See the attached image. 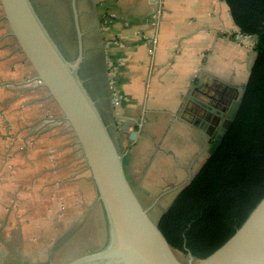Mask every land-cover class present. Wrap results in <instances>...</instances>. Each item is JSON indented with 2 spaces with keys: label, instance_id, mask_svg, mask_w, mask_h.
<instances>
[{
  "label": "crops",
  "instance_id": "0c3cea01",
  "mask_svg": "<svg viewBox=\"0 0 264 264\" xmlns=\"http://www.w3.org/2000/svg\"><path fill=\"white\" fill-rule=\"evenodd\" d=\"M80 1L86 49L101 50L106 65L115 68L116 121L139 127L134 140V126L119 134L126 175L149 211L163 196L171 197L170 204L209 157L210 140L184 116L195 106L191 97H218L223 87L243 90L255 45L240 33L224 0ZM48 103L61 118L20 52L0 5V228L26 225L13 214L14 205L24 207L26 182L32 181L36 196L42 191L51 201L61 198V188L55 187L58 164L53 167L48 156L61 157L60 149L71 144L60 145V133L33 132L46 119ZM89 176L87 171L85 184L93 191ZM145 198L154 202L149 205Z\"/></svg>",
  "mask_w": 264,
  "mask_h": 264
},
{
  "label": "water",
  "instance_id": "95a60500",
  "mask_svg": "<svg viewBox=\"0 0 264 264\" xmlns=\"http://www.w3.org/2000/svg\"><path fill=\"white\" fill-rule=\"evenodd\" d=\"M0 5L20 52L76 139L96 190L94 204L103 209L106 227L103 247L63 264H264V195L235 232L206 258L197 260L187 249V263L179 259V251L151 219L150 211L142 205L125 172L119 141L122 128L116 121L104 52L86 49L80 0H71L70 5L75 30L74 58L65 54L33 0H0ZM89 61L99 66L101 73L88 75L84 66ZM95 84L96 88L102 87L103 93L94 89ZM243 93L244 89L241 96L224 103L222 109L212 103L213 97L208 93H204L205 97H191L198 110L209 115L204 125H208L211 114L217 115L211 127L214 132L206 133L209 139H215L209 155L219 149L237 117ZM132 126L135 131L130 136L134 140L138 125L128 121L123 129L129 132ZM201 129L205 131V127Z\"/></svg>",
  "mask_w": 264,
  "mask_h": 264
},
{
  "label": "trees",
  "instance_id": "16d2710c",
  "mask_svg": "<svg viewBox=\"0 0 264 264\" xmlns=\"http://www.w3.org/2000/svg\"><path fill=\"white\" fill-rule=\"evenodd\" d=\"M224 1L240 33L256 41V58L222 144L158 222L174 249L197 260L220 247L264 195V0Z\"/></svg>",
  "mask_w": 264,
  "mask_h": 264
},
{
  "label": "rangeland",
  "instance_id": "374dc122",
  "mask_svg": "<svg viewBox=\"0 0 264 264\" xmlns=\"http://www.w3.org/2000/svg\"><path fill=\"white\" fill-rule=\"evenodd\" d=\"M51 1L53 0H33L39 14L49 25L52 34L65 54L69 58H74V50L76 49L75 38L73 40L74 36L71 38L70 35L65 34L56 25L57 17L52 10V8L60 10L61 13L59 14L63 17L66 12L64 11L65 6L60 4L62 2H56V6H54ZM81 4L83 6L82 2ZM61 27L63 26L61 25ZM248 41L255 45L254 39H249ZM253 55L254 57L256 56L254 50ZM107 65L109 90L111 97L115 99L117 88L115 77L111 73L115 72V68L114 66H109V64ZM52 105L48 103L51 109L46 113V119L37 124L33 128V132L36 136H42L47 133H60L62 136L60 145L62 143L71 144L64 145L60 149V152H63L61 157L55 156V153H50L48 156L53 167L54 162L58 164L56 167V170H58L56 172L58 173L55 180L60 183H57L55 187L57 186L58 190L61 188L60 191L57 190L58 195L61 194V198L58 196L57 200L51 201L50 195L44 196L42 191L38 192V195H40L38 198V195L36 196L35 194L36 188L32 186L34 185L31 183L32 181L25 183L29 188L25 190L27 195L22 198L25 202L24 207H20L17 204L14 205L13 214L22 222L26 220V225L20 228H0V246L2 245L1 240L7 241L10 239L8 251L5 249L3 251L13 254V261L20 264H63L81 255L101 249L106 241V227L102 206L94 204V200L92 203L94 196L96 198L95 190L92 191L89 184H85L87 171L88 178L90 177L87 162L78 144H76V139L67 123L62 121L60 117L55 116ZM115 116L118 117L117 107H115ZM119 126L123 129L121 124ZM53 167L51 171L55 173L53 172ZM69 191L72 192V196L68 198L67 194H69ZM153 198H149V201L148 198H145V202L150 205L156 199ZM15 201L16 203L18 202L17 199ZM170 201L171 197L167 195L159 200L157 199L156 205L149 212L151 219L155 223L159 222L163 212L173 202L169 204ZM18 209L20 210L18 211ZM29 216L30 219L27 220ZM27 221H29V224ZM7 237L10 238L7 239ZM177 255L183 263L188 262L187 254L177 252Z\"/></svg>",
  "mask_w": 264,
  "mask_h": 264
},
{
  "label": "flooded vegetation",
  "instance_id": "af4514ba",
  "mask_svg": "<svg viewBox=\"0 0 264 264\" xmlns=\"http://www.w3.org/2000/svg\"><path fill=\"white\" fill-rule=\"evenodd\" d=\"M56 2H62L60 4H63V6H65V14L64 16L62 17L59 13H61L60 10L58 9H55V8H52V10L54 11V13L56 14L55 17L57 20H56V25L63 30V32L65 34H68L70 35V37L72 38L73 36V40L75 38V30L73 28V22H72V14H71V0H53L51 1V3H54V6H56ZM53 6V7H54ZM55 9V10H54ZM67 13V14H66ZM63 22V23H62ZM61 25L63 27H61ZM76 46V45H75ZM76 49L74 50V53H75ZM85 68V71L87 72L88 75H90L91 77L94 76V74L96 72H100L101 73V68L99 66H97L96 64L92 62H87L84 66ZM84 71V72H85ZM99 81L100 83L102 82V78L99 77ZM97 84V82H96ZM96 84L94 85V89H96L98 92H102L103 93V89L101 86H98V88H96ZM217 96L218 97H214L213 100H212V103L217 106L219 109H222L224 107V103H230L231 101H233L234 99H236L239 95L241 96V91H239V89H236V88H233V89H227V88H224L223 87V90L222 91H217ZM212 117H211V120L209 121L208 125H204L203 122L205 121V119H207V117L209 116L206 111H202V110H198L197 107H192V108H188L187 111L184 113V116L189 119L192 124H198V129L202 130L201 128L202 127H205V131L203 132L206 136L207 134L206 133H213L214 131L212 130L211 127H213V121L216 122L217 121V115L216 114H211ZM206 117V118H205ZM197 118H200L201 120H198ZM223 122V119L221 121V124ZM221 127V126H220ZM209 139V138H208ZM211 144L213 143V141L215 139L213 138H210L209 139ZM10 237H7V239H9ZM10 240V239H9ZM9 240H5V241H2L1 240V243L2 245L0 246V264H20V263H16L15 261H13V254H8L6 253L8 250L7 248L9 247ZM7 250V251H3V250ZM14 250V249H13ZM24 264V263H22Z\"/></svg>",
  "mask_w": 264,
  "mask_h": 264
},
{
  "label": "built area",
  "instance_id": "2783aa9c",
  "mask_svg": "<svg viewBox=\"0 0 264 264\" xmlns=\"http://www.w3.org/2000/svg\"><path fill=\"white\" fill-rule=\"evenodd\" d=\"M156 46V40L153 41V48L151 49V52H154L155 51V47ZM118 100L115 98L114 99V104H115V107L118 105Z\"/></svg>",
  "mask_w": 264,
  "mask_h": 264
}]
</instances>
